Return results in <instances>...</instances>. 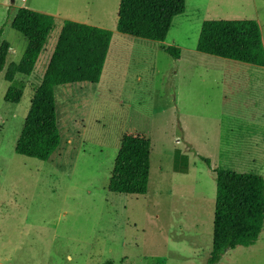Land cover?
Here are the masks:
<instances>
[{"label": "rangeland", "instance_id": "374dc122", "mask_svg": "<svg viewBox=\"0 0 264 264\" xmlns=\"http://www.w3.org/2000/svg\"><path fill=\"white\" fill-rule=\"evenodd\" d=\"M117 4L0 0V39L9 44L0 71V264H204L212 169L259 175L264 183V66L195 50L203 20L252 19L264 52V0H184L162 42L115 31L97 83L54 88L59 144L50 157L13 152L64 16H104L114 31ZM17 7L55 17L29 76L14 77L13 85L22 84L19 101L9 103L3 74L26 43L9 27ZM168 45L179 58L163 51ZM122 134L149 140L142 195L106 189ZM175 151L187 157L185 173L172 171ZM215 264H264V222L253 245L227 250Z\"/></svg>", "mask_w": 264, "mask_h": 264}, {"label": "trees", "instance_id": "16d2710c", "mask_svg": "<svg viewBox=\"0 0 264 264\" xmlns=\"http://www.w3.org/2000/svg\"><path fill=\"white\" fill-rule=\"evenodd\" d=\"M13 1V0H12ZM11 1V2H12ZM184 0H118L115 30L133 38L162 42L173 17L183 13ZM9 27L25 38L17 62H10L3 79L10 84L3 100L17 103L27 78L53 27V17L26 7H17ZM111 31L68 19L61 22L53 48L38 85L34 88L20 132L15 154L46 161L59 144L53 90L59 85L97 83L107 53ZM9 44L0 39V71ZM195 50L202 54L264 66L259 26L252 19L203 20ZM171 58L179 49L163 47ZM206 165L207 161L204 160ZM186 155L175 151L172 171L185 173ZM149 168V140L141 134H122L113 159L106 189L112 193L142 195ZM214 201L210 250L204 264H215L223 253L237 246L253 245L264 222V183L259 175L212 169Z\"/></svg>", "mask_w": 264, "mask_h": 264}, {"label": "crops", "instance_id": "0c3cea01", "mask_svg": "<svg viewBox=\"0 0 264 264\" xmlns=\"http://www.w3.org/2000/svg\"><path fill=\"white\" fill-rule=\"evenodd\" d=\"M41 13H45V14H49L51 15L53 18L55 17L53 13L51 12H48L46 10H41L40 11ZM64 18L66 19H70L72 21H76V22H81V23H85V24H88V25H91V26H96V27H100V28H105V29H109L111 31V37H110V40L112 38V35L113 33L116 31L111 28L112 26H110V22H106L105 19H104V16H100L99 18L98 17H93L91 16L90 14L89 15H84L83 18H73V17H68V16H64ZM112 25L115 26V21L112 22ZM122 35H125V34H122ZM144 40V39H143ZM110 43V41H109ZM109 47V45H108ZM108 50V49H107ZM108 52V51H107ZM107 54V53H106Z\"/></svg>", "mask_w": 264, "mask_h": 264}, {"label": "water", "instance_id": "95a60500", "mask_svg": "<svg viewBox=\"0 0 264 264\" xmlns=\"http://www.w3.org/2000/svg\"><path fill=\"white\" fill-rule=\"evenodd\" d=\"M10 1H12V0H10Z\"/></svg>", "mask_w": 264, "mask_h": 264}]
</instances>
